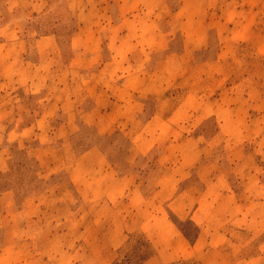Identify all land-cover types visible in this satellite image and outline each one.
Returning a JSON list of instances; mask_svg holds the SVG:
<instances>
[{"label": "rangeland", "instance_id": "rangeland-1", "mask_svg": "<svg viewBox=\"0 0 264 264\" xmlns=\"http://www.w3.org/2000/svg\"><path fill=\"white\" fill-rule=\"evenodd\" d=\"M155 230L264 264V0H0V264H158Z\"/></svg>", "mask_w": 264, "mask_h": 264}, {"label": "crops", "instance_id": "crops-1", "mask_svg": "<svg viewBox=\"0 0 264 264\" xmlns=\"http://www.w3.org/2000/svg\"><path fill=\"white\" fill-rule=\"evenodd\" d=\"M16 1V0H15ZM12 3V2H9ZM18 3V1L16 2ZM21 5H15L14 7H9L11 11L16 10L18 11V8ZM22 43V42H21ZM101 153V151L97 148V147H91V149H88L87 151L83 152V153H79L77 154V159L80 162L85 163L86 165H88L90 163V160H93L95 157H98ZM160 176L158 179L162 178L165 176V170H163L162 168L160 169ZM133 175L137 176L140 183H145L142 181L141 179V174L140 173H136L133 172L131 174H129V177H132ZM157 183V181L154 183V185ZM158 187L162 190L164 187L158 185ZM142 189V188H140ZM162 220V218H161ZM163 221H165V219H163ZM168 225V222H165ZM155 227L152 228V230ZM172 230V229H170ZM159 234H161L160 230H155V237L154 240L157 238V242L154 246V248L156 249V253L157 255H159V258L157 257V259L159 260L158 264H169L170 262H172L173 260L177 259H185L189 256H195L198 254H201L202 260H203V264H218V262L215 260L217 259L216 255V250L214 251V253L212 254V252L210 251L209 248L203 247V249L201 250L199 247V243H200V237H201V233L198 234V237L196 238V240L194 242H191L190 239L183 233H181L180 231L178 232H172L170 236H160ZM169 237V238H168ZM162 238V239H161ZM206 250V252H204ZM213 251V249H211ZM203 252L205 254H203ZM225 255V257H229L231 254L230 252H224L223 253ZM214 257V258H213ZM223 260V259H222ZM145 262L144 264H157L156 262ZM220 264V263H219Z\"/></svg>", "mask_w": 264, "mask_h": 264}]
</instances>
